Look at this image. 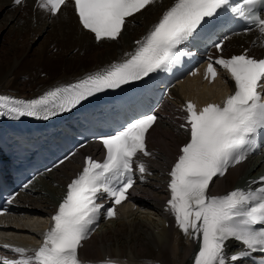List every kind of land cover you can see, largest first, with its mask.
Returning a JSON list of instances; mask_svg holds the SVG:
<instances>
[{"label":"snow or ice","instance_id":"obj_1","mask_svg":"<svg viewBox=\"0 0 264 264\" xmlns=\"http://www.w3.org/2000/svg\"><path fill=\"white\" fill-rule=\"evenodd\" d=\"M156 2L74 0L81 25L94 34L97 42L117 40L127 18ZM14 3L19 6L24 0ZM65 4L66 0H39V7L53 16ZM222 11L245 21L252 26L249 31L254 28L264 37V0L239 3L174 0L122 62L67 87H58L38 99L26 101L0 95V117L47 120L70 112L82 101L105 90L142 81L152 73L169 71L183 55L178 51L179 46L193 39L206 19L217 17ZM215 47L219 50L222 45L218 43ZM215 64L230 73L235 92L222 105L208 104L198 109L190 101L186 104V125L182 127L187 128L190 140L181 148L169 173L168 205L184 235L200 244L194 264H234L254 253L261 254L264 264V186L254 191L238 188L222 196L208 193L213 178L222 177L229 167L245 160L255 137L264 130V59L245 53L218 58ZM208 72L215 79L217 72L211 63ZM156 120L155 114H145L104 137L102 143L107 153L104 161L86 159L83 171L68 185L67 195L51 217L53 224L44 234L42 245L32 254L25 248H11L20 258L4 260L3 264H82L78 249L98 221L102 205L97 201L104 194L115 204L127 199L126 193L134 183L133 165L136 164L140 173L146 172L145 165L137 163L135 158L138 154L151 155L146 149V133ZM259 183L264 185V177ZM107 216L113 218L115 209L109 208ZM229 240L241 243L244 250L229 256L226 253Z\"/></svg>","mask_w":264,"mask_h":264},{"label":"bare ground","instance_id":"obj_2","mask_svg":"<svg viewBox=\"0 0 264 264\" xmlns=\"http://www.w3.org/2000/svg\"><path fill=\"white\" fill-rule=\"evenodd\" d=\"M173 3L174 0H157L155 4L128 19L117 40L95 42L94 37L79 26L70 2H66L61 11L53 16L39 7V0H24L19 6L14 0H0V13L4 14L0 21V31L10 29L13 34L11 40L14 42L11 48L13 51L6 49L0 55V94L34 99L54 87L72 83L122 62L127 53L135 50L136 41L147 35ZM35 38L44 41L42 47H31V41H35ZM241 46L249 49L256 58L264 57V37L257 33L247 38H233L224 46L223 54L227 56L232 52H239ZM220 79L230 85L227 76L222 75ZM209 89L198 78L187 79L170 91L168 101H165L170 113L165 114L163 108L150 135L154 134L156 128H162V134L158 132L159 137L163 138L165 134L170 136L173 148L167 150L165 147L170 143L163 147L165 142L161 143V147L158 143L151 145V155L142 160L146 172L140 177L134 193L129 196V204L120 207L119 216L109 222L119 224L114 229L112 226L108 227L109 223L103 225L104 229L101 228L102 231H97L86 242L87 245L79 254L83 261L194 264L200 248L198 240L186 237L177 226L174 214L163 212V206L167 201V167L170 168L172 162L176 161L178 148L187 140L180 110L188 100H194L198 104H205L210 100L219 101L220 98H215L220 94L210 97L207 94ZM159 137L157 134V138ZM87 150L90 149H85V152ZM260 158H252L229 171L212 184L209 194L219 195L238 185L249 186L247 179L264 171V155ZM77 162L78 158H74L63 163L56 171L40 177L28 187L26 195L19 197L15 203L17 210L13 215L14 223L6 224L8 228L0 231L1 240L24 248L32 244V241H37V229L32 224L36 223L35 220H45L41 229L48 226L50 215L54 212L57 201L64 196ZM143 211H146L145 217H141ZM152 215L156 218H152ZM133 216L134 219L129 220ZM157 217H161L157 227L148 224L149 222H142L146 219L154 222ZM130 233L131 238L126 239ZM96 235L99 240H95ZM90 245L92 246L89 248ZM236 247L235 243L228 245V249ZM6 252L0 249V254ZM28 253L31 254V251L28 250Z\"/></svg>","mask_w":264,"mask_h":264},{"label":"rangeland","instance_id":"obj_3","mask_svg":"<svg viewBox=\"0 0 264 264\" xmlns=\"http://www.w3.org/2000/svg\"><path fill=\"white\" fill-rule=\"evenodd\" d=\"M4 17V14H1L0 13V21L2 20V18ZM13 38V34H12V32L10 31V29H6V30H3V31H0V55L2 56L4 53L3 52H6V49H11L12 48V46H13V41L11 40ZM38 40V41H37ZM43 44H44V41L42 42V41H40L38 38H35V41H31V47H34V46H36V47H42L43 46ZM9 45V46H8ZM11 51H13V49H11ZM40 70V69H39ZM39 72V71H38ZM39 73H41V72H39ZM39 73H37V74H39ZM223 82V81H222ZM224 83V82H223ZM209 90H210V92H208L207 94H209V96L210 97H215L214 95H218V94H220L219 96H221V94H222V91H223V86H222V84H221V81L220 82H215V83H213L211 86H209ZM225 88H226V86H225ZM222 96H223V94H222ZM219 97H217V98H215V99H218ZM165 108H167V109H165V114H169L170 113V108H169V106H165ZM162 128H160V129H158L157 130V128L155 129V131H154V134H152L151 133V135H150V137H149V146L151 147V145L152 144H160V147H161V145L163 146V147H165L168 143H170V144H168L167 145V147H165V148H168L167 150H171L172 148H173V145L171 144V138H170V136L168 137V135H164L165 137H167V138H165V137H163V138H160L159 137V133L158 132H162V130H161ZM156 131H157V133H156ZM157 134H158V137L161 139H159V138H157ZM162 134V133H161ZM170 138V139H169ZM156 139H158V140H156ZM155 140V141H154ZM163 140H166V141H163ZM158 141V142H157ZM162 143V144H161ZM156 214V213H155ZM145 217L146 216V211H143L142 213H141V217ZM134 217L135 216H133L132 218H130L129 220H131V219H134ZM152 218H156L155 217V215H152L151 216ZM126 219V218H125ZM159 219H161V217H157V220H155L154 222L152 221V220H150L149 219V221H148V219H146V220H142V222L143 223H148V224H151L152 226H154V227H157L158 225L157 224H160L159 223ZM159 220V221H158ZM43 221V222H42ZM34 222H36V223H33L32 224V226H33V228H35L36 229V227L37 226H39L40 225V223H41V225L40 226H42L43 225V223L45 222V220H35ZM119 224V222L118 223H114V225L113 224H111V223H109V225H108V227H110V226H112L113 228L112 229H114V228H116V226ZM102 229H104V227L102 228ZM102 229H101V231H102ZM101 233V232H100ZM100 233L98 234V235H100ZM98 235H96V237H95V240L97 239V240H99L98 239ZM131 233H130V235H128V237H126V239H130L131 237ZM113 243V242H112ZM94 244V243H93ZM92 244V245H93ZM85 245H87V243L85 244ZM92 245H90L89 246V248L92 246Z\"/></svg>","mask_w":264,"mask_h":264}]
</instances>
